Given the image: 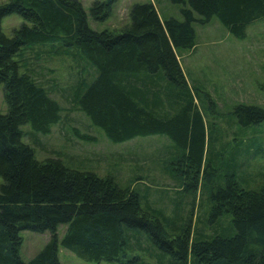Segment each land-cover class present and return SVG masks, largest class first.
I'll use <instances>...</instances> for the list:
<instances>
[{
	"label": "trees",
	"instance_id": "obj_1",
	"mask_svg": "<svg viewBox=\"0 0 264 264\" xmlns=\"http://www.w3.org/2000/svg\"><path fill=\"white\" fill-rule=\"evenodd\" d=\"M114 2L92 3L90 17L104 20ZM169 2L180 5V20H161L150 1L136 2L128 9V25L115 33L89 28L77 0L0 3V21L8 14L23 20L9 36L0 29V84L6 105L0 113V264H60L58 245L85 261L151 264L128 254L134 246L143 247L139 232L161 249L151 253L154 264H264V188L242 186L243 181H254L234 170L220 175V181L212 167L218 152L212 162L203 161L205 128L210 132L213 128L204 124L176 56L193 47V24L205 25L211 17L231 36L244 39L246 27L264 18V0ZM38 45L49 46L53 54L76 55L92 68L89 79L79 77L71 85L72 101L109 142L167 137L174 152L159 154L167 156V164L180 166L172 168L187 180L185 191L193 196L185 222L177 200L167 199L169 208L155 207L147 199V186L129 189L111 176L67 168L57 158H34L32 148L21 141L20 126L28 124L31 131L46 134L61 112L43 83L32 73L19 71L16 57ZM232 114L243 127L264 122V108L257 105L237 104ZM208 131L206 141L212 146L217 137H208ZM74 132L84 141L93 140ZM255 146L254 140L248 142L241 157L260 151ZM238 153L230 157L233 169L244 166ZM199 174L209 190V234L195 228L198 215H190L193 194L204 186ZM223 216L229 217L225 225ZM60 224L65 227L58 237ZM20 230L49 233L27 261L18 256ZM162 251L170 258L164 259Z\"/></svg>",
	"mask_w": 264,
	"mask_h": 264
},
{
	"label": "rangeland",
	"instance_id": "obj_2",
	"mask_svg": "<svg viewBox=\"0 0 264 264\" xmlns=\"http://www.w3.org/2000/svg\"><path fill=\"white\" fill-rule=\"evenodd\" d=\"M4 1L6 0H0V3ZM77 1L86 15L88 27L96 31L115 33L127 26L128 9L136 2L150 1L161 20L167 17L181 19L180 5L169 0H115L108 17L102 21L93 20L89 15V8L92 3L104 0ZM21 22L23 20L19 16L8 14L1 18L0 29L4 35L9 36ZM193 28V47L177 52L176 56L194 102L202 113L204 124L213 128L211 132L210 128L209 131L205 128L203 161L212 162L213 153L218 152L212 167L215 168L214 174L219 175L220 181V175L234 170V173L241 176L247 173L254 181H241L242 186L256 190L264 188V122L243 127L232 114V109L237 104L264 108V18L251 22L246 27L245 38L241 40L231 36L215 17H211L205 25L193 24ZM20 53V56L16 57L20 63L19 71L32 73L37 81L48 88L50 96L61 107L60 120L52 125L46 134L31 131L28 124L20 126L23 133L21 141L32 148L34 158H57L67 168L90 171L100 177L111 176L119 186L129 189L137 190L147 186V199L155 207L169 208L170 205L166 204L171 202L172 198L173 201L177 200L185 222L193 196L191 194L190 197L185 191L187 180L178 169H173L180 166L167 164V156L159 154L165 150L174 152L167 137L144 136L123 143L109 142L99 128L89 124L72 101L71 85L79 77L89 79L93 74L91 67L76 55L53 54L47 45H38L32 50L25 49ZM5 111L6 105L0 84V113ZM74 131L78 134L86 133L93 140L84 141L78 138ZM207 131L208 137H217L215 143L212 141V146L206 141ZM253 140L255 148L260 151L254 150L249 156L243 155V168L233 169L230 157L239 152L237 158L242 163L243 148ZM257 173H260V176L256 177ZM199 179V183L201 181L204 186L200 193L196 190L193 194L194 204L190 215H198V221L195 225L192 218L191 227H201L203 233L209 234V190L205 189L207 182L200 174ZM1 181L0 178V183ZM160 198L164 200L162 205L157 203ZM167 199H170L169 202ZM163 211L165 212V208ZM228 218H221L224 225ZM200 220L204 221V224H200ZM64 227V224L57 227L58 237ZM164 228L169 232L166 226ZM139 233L143 247L138 249L134 246L128 254L137 255L154 264L156 257H152L151 253L161 249L145 233ZM18 236V256L22 261H27L42 248L49 238V233L20 230ZM162 256L164 259L170 258L165 251ZM57 258L60 264H120L118 260L85 261L59 245Z\"/></svg>",
	"mask_w": 264,
	"mask_h": 264
}]
</instances>
